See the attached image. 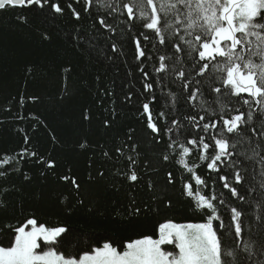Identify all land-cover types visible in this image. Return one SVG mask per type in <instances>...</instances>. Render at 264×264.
I'll use <instances>...</instances> for the list:
<instances>
[{"label": "trees", "instance_id": "1", "mask_svg": "<svg viewBox=\"0 0 264 264\" xmlns=\"http://www.w3.org/2000/svg\"><path fill=\"white\" fill-rule=\"evenodd\" d=\"M54 3L60 13L52 9ZM132 3L44 0L43 7L0 9V246H10L14 229L35 219L37 226L67 229L53 246L65 256L78 258L104 242L123 251L133 240L157 239L161 224L206 222L207 210H197L185 192L189 184L193 196L199 191L216 197L220 220L214 223L223 222L218 234L224 247L236 253V264H264L259 243L264 239V118L257 119L261 106L246 94L230 97L226 112L238 108L245 116L252 112L254 119L245 125L243 140L230 149L233 155L218 162L220 171H209L199 158L200 148L187 140L204 136L213 145L216 130L205 133L202 124L216 120L222 126L219 108L212 103L218 94L208 85L223 89L215 79L220 73L212 67L223 58L197 75L196 66L203 62L186 41L197 48L199 44L183 25H175V35L164 32L166 44H160L153 31L142 27L145 21L138 12L128 18L124 5ZM137 40L145 51L141 59L135 58ZM173 43L182 51L176 52ZM161 55L172 59L164 61L166 71L157 72ZM145 83L152 88L145 91ZM185 84L201 90L191 103ZM201 96L211 108L201 106ZM243 99L250 103L244 105ZM145 103L158 133L147 127ZM213 110L216 115H210ZM182 146L190 155L182 156ZM236 172L243 177L240 185L235 184ZM193 173L205 183L197 185ZM132 174L136 181L129 179ZM221 175L228 176L243 200L223 187ZM232 207L242 212L238 238L231 224Z\"/></svg>", "mask_w": 264, "mask_h": 264}, {"label": "snow or ice", "instance_id": "2", "mask_svg": "<svg viewBox=\"0 0 264 264\" xmlns=\"http://www.w3.org/2000/svg\"><path fill=\"white\" fill-rule=\"evenodd\" d=\"M43 2L44 0H0V9L6 6L24 7L33 4L43 7ZM86 3L90 5L91 0H86ZM51 7L57 13L62 11L58 4L54 3ZM124 8L129 14V19L133 18L134 12H138L139 17L145 21L142 27L153 31L156 37H159L160 44H166L164 32L171 31L175 35V25H183L188 36L193 37L199 44L197 48L192 40L186 41L189 48L197 52L199 60L203 62L196 66L197 75L203 76L209 70L211 61L216 60L217 57L223 58L222 61L212 65L215 72L220 73L215 79L223 85V89L214 87L212 83L208 85L211 91L218 94L212 103L219 108V120L222 121V126L216 120L202 124V130L205 133L210 129L216 130V135L212 137L213 145L205 142L204 136H200L198 140H187L188 144L200 148L199 158L207 162V169L219 172L218 162H223L233 155L230 149L237 147V144L243 140L247 132L245 125H251L254 119L252 112L245 116L238 108H231V111L226 112L231 104L230 97L246 94L261 106V116L257 119L264 118V0H134L132 4H125ZM74 15L77 19L79 18L78 13ZM170 16L172 20L168 19ZM100 23L105 24L103 20ZM144 39L148 40L150 37L145 35ZM180 40L185 42L183 36ZM135 44V58L145 57L141 42L137 40ZM172 46L176 52L182 51L178 44L173 43ZM115 50L116 46L113 45V51ZM244 52L248 55H243ZM166 59H172V57L164 55L159 57L160 65L156 69L157 72L166 71L164 63ZM176 62H180L178 57ZM179 76L185 78L186 74L180 71ZM151 88V84H144L145 91ZM184 88L188 92L189 103L195 100L197 93L201 91L199 88L192 90L187 84ZM201 99L202 107L204 104H208V108L212 107V104H209L202 96ZM242 103L248 105L250 101L243 99ZM143 110L148 114L147 127L153 133H158L160 129L152 120L148 103L143 105ZM207 110L206 108L205 111ZM232 112L236 114L233 115ZM216 114L213 110L210 115ZM226 114L229 118H225ZM186 119L194 121L196 117L187 116ZM199 119L204 121L206 117L200 116ZM172 123L175 125L178 122L173 120ZM223 133L229 135L226 136ZM233 136L237 139L233 140ZM188 155H190V149L182 146V156ZM164 159L167 160L168 157L165 156ZM7 162V160L4 161V163ZM179 163L190 173L193 172L183 159ZM3 174L0 173V175ZM168 176V182L172 183V174L169 173ZM129 179L136 181L137 176L132 174ZM193 179L197 185L205 183L195 173H193ZM234 179L237 185L243 182L240 172L234 174ZM219 180L223 183V187L230 191L232 197L244 199L237 188L227 182V175L219 176ZM72 183L75 184V180ZM184 189L188 196L194 198L197 210H207L206 222L186 225L161 224L158 239L145 237L133 240L124 245L123 251H118L110 242H104L102 247H94L91 252H84L78 258H74L70 255L65 256L53 247L59 243L58 238L67 232L66 228H48L42 224L37 226L35 219H29L26 225L14 229L15 237L10 246H0V264H236L234 259L236 253L224 247L218 234V230L224 229L223 222L214 223L220 220L213 204L216 197L214 195L206 197L199 191L193 196L192 187L189 184H185ZM241 216L240 210L236 207L231 208V224L234 225L237 238L242 232ZM28 225H31V228L26 231ZM259 243L264 254V239ZM162 245H173L178 251L165 250ZM45 247L46 250L37 251ZM251 247V244L247 246L249 253ZM226 258L233 259L230 262Z\"/></svg>", "mask_w": 264, "mask_h": 264}, {"label": "rangeland", "instance_id": "3", "mask_svg": "<svg viewBox=\"0 0 264 264\" xmlns=\"http://www.w3.org/2000/svg\"><path fill=\"white\" fill-rule=\"evenodd\" d=\"M30 228H31V225H28L27 228H26V231H27V230H30ZM158 238H159V234H158ZM158 238H157V239H158ZM163 246H166V245H162V247H163ZM168 246H173V245H168ZM44 250H46V249H44ZM37 251L39 252L40 250L37 249ZM41 251H42V250H41ZM174 251H178V250H174Z\"/></svg>", "mask_w": 264, "mask_h": 264}, {"label": "water", "instance_id": "4", "mask_svg": "<svg viewBox=\"0 0 264 264\" xmlns=\"http://www.w3.org/2000/svg\"><path fill=\"white\" fill-rule=\"evenodd\" d=\"M17 7H20V6H17Z\"/></svg>", "mask_w": 264, "mask_h": 264}]
</instances>
